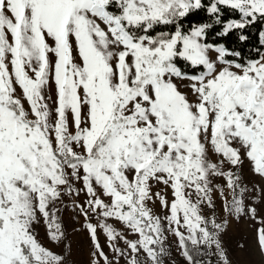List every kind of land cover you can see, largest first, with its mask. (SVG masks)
Instances as JSON below:
<instances>
[{"label":"snow or ice","instance_id":"snow-or-ice-1","mask_svg":"<svg viewBox=\"0 0 264 264\" xmlns=\"http://www.w3.org/2000/svg\"><path fill=\"white\" fill-rule=\"evenodd\" d=\"M260 21L264 0H0V264H65L33 225L61 243L54 205L81 193L91 264H164L166 233L187 264L209 252L227 264L228 221L205 209L218 191L229 216L257 219L222 165L243 155L264 177V52L241 61L223 41L247 42ZM257 240L264 251V227Z\"/></svg>","mask_w":264,"mask_h":264},{"label":"rangeland","instance_id":"rangeland-1","mask_svg":"<svg viewBox=\"0 0 264 264\" xmlns=\"http://www.w3.org/2000/svg\"><path fill=\"white\" fill-rule=\"evenodd\" d=\"M264 52V51H263ZM181 90H184V85L179 83ZM54 85L48 91V95L53 96L54 99ZM52 90V91H51ZM18 95H22L17 87ZM50 105L52 101L49 102ZM27 108V104L25 102ZM243 153V149H241ZM209 159L212 162L218 163L221 157H218L214 152L209 149ZM222 167L225 170L232 169L240 176V183L248 190L245 203L251 204L257 209V219L251 218L247 214H233L229 216L227 212L222 210V198L219 196L218 191L214 194V202L216 208L214 210L205 209L206 213L211 216L215 214L218 221L222 218L228 221L225 231L221 235V243L223 251L227 257V264H264V251L260 249L257 240V230L264 227L260 221L264 220V177L256 174L253 171L252 163L245 156L242 155L241 165L238 169L232 168L227 162ZM213 183L217 186H222L224 181L220 178H214ZM153 191H162L170 197V190L164 189L163 185L154 186ZM85 199L84 194L81 193L77 199L73 196H66L62 201L57 202L54 207L59 209V215L62 220L65 238L59 244L51 241L47 236V229L40 217L38 222L33 225L34 234L38 240L51 251L62 255L65 264H91L92 251H94L90 239L85 230L82 228L83 218L79 215L75 204L82 202ZM158 215L165 214V210L160 208L158 203L150 205ZM97 218L94 216L93 221ZM118 230L123 232L128 239H136L134 234L130 233L122 224L116 221H109ZM167 241L166 247L168 248V255L164 258V264H187L181 255L176 238L171 233H166ZM100 242L104 247L105 252L110 258L113 257L111 249L107 246V241L101 233L99 236ZM117 245L124 248V242L118 241ZM203 261V264H224V261L217 255L209 252L203 257H197ZM141 264H144L145 257L143 254L140 256ZM118 264H126L125 258H118Z\"/></svg>","mask_w":264,"mask_h":264},{"label":"trees","instance_id":"trees-1","mask_svg":"<svg viewBox=\"0 0 264 264\" xmlns=\"http://www.w3.org/2000/svg\"><path fill=\"white\" fill-rule=\"evenodd\" d=\"M202 18L203 14L201 13L196 17H191L185 20V28L189 27L191 23L200 21ZM261 31H264V21L256 23L247 30V35L249 37L247 42H239L235 35H232L223 42H225L230 49L239 51L241 53V57L239 58L241 61L245 59L256 58L257 49H259L260 52L264 51V46H262L260 43ZM209 39L216 40V37L214 35H211ZM229 59H233V57H229ZM182 67L185 71H191L187 65H182Z\"/></svg>","mask_w":264,"mask_h":264},{"label":"bare ground","instance_id":"bare-ground-1","mask_svg":"<svg viewBox=\"0 0 264 264\" xmlns=\"http://www.w3.org/2000/svg\"><path fill=\"white\" fill-rule=\"evenodd\" d=\"M52 91V90H51Z\"/></svg>","mask_w":264,"mask_h":264}]
</instances>
